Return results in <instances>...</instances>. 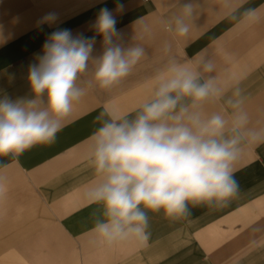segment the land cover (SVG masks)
Wrapping results in <instances>:
<instances>
[{
    "label": "crops",
    "instance_id": "0c3cea01",
    "mask_svg": "<svg viewBox=\"0 0 264 264\" xmlns=\"http://www.w3.org/2000/svg\"><path fill=\"white\" fill-rule=\"evenodd\" d=\"M102 7L116 16L113 44L141 47L144 56L102 89L93 72L105 45L96 36L89 70L77 81L85 95L73 102L56 139L0 156V264H264V0H0V99H31L29 65L49 35L69 29L90 39ZM253 8L258 18L245 15ZM50 12L56 21L40 24ZM176 65L199 73L200 84L211 81L206 100L181 97L175 111L225 120L216 138L238 141L239 192L225 206L189 202V216L147 211L146 246L110 244L93 231L104 209L87 196L100 179L91 150L107 117H98L108 109L134 120Z\"/></svg>",
    "mask_w": 264,
    "mask_h": 264
},
{
    "label": "clouds",
    "instance_id": "9594fccd",
    "mask_svg": "<svg viewBox=\"0 0 264 264\" xmlns=\"http://www.w3.org/2000/svg\"><path fill=\"white\" fill-rule=\"evenodd\" d=\"M184 8L191 13V3ZM123 10L124 5L117 3L115 11ZM245 15L258 18V10L248 9ZM57 18L50 12L39 23L51 24ZM116 24L113 10L102 7L93 25L96 35L90 39L74 36L69 29L49 35L36 63L29 65L32 98L0 99V156H17L56 139L73 102L85 95L77 81L89 70L96 36L102 38L105 50L95 58V83L109 89L130 74L144 49L114 45L113 37L120 35ZM187 32V27H179L181 35ZM170 71L174 75L161 80L156 99L145 102L134 120L108 109L98 117H107L94 134L91 150L100 179L87 196L104 209L105 219L96 221L93 231L110 244L135 240L146 246L147 211L189 216V202L225 206L239 192L233 167L241 155L238 141L216 138L223 134L225 120L219 115L207 120L199 114L188 116L184 107L175 111L181 97H190L193 104L206 100L211 81L198 83L199 73L183 65Z\"/></svg>",
    "mask_w": 264,
    "mask_h": 264
}]
</instances>
